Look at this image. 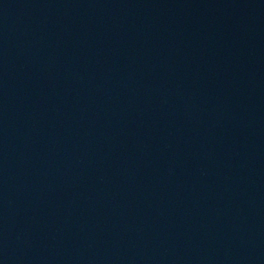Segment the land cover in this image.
Listing matches in <instances>:
<instances>
[{
    "label": "water",
    "instance_id": "water-1",
    "mask_svg": "<svg viewBox=\"0 0 264 264\" xmlns=\"http://www.w3.org/2000/svg\"><path fill=\"white\" fill-rule=\"evenodd\" d=\"M0 264H264V0H0Z\"/></svg>",
    "mask_w": 264,
    "mask_h": 264
}]
</instances>
